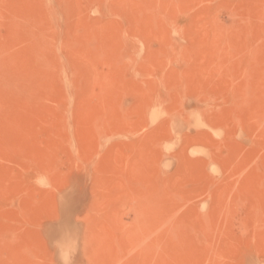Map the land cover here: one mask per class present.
Returning <instances> with one entry per match:
<instances>
[{"label": "rangeland", "instance_id": "obj_1", "mask_svg": "<svg viewBox=\"0 0 264 264\" xmlns=\"http://www.w3.org/2000/svg\"><path fill=\"white\" fill-rule=\"evenodd\" d=\"M0 264H264V0H0Z\"/></svg>", "mask_w": 264, "mask_h": 264}]
</instances>
